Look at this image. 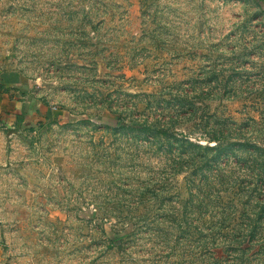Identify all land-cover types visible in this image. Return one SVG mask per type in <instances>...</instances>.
I'll return each mask as SVG.
<instances>
[{"label": "rangeland", "instance_id": "1", "mask_svg": "<svg viewBox=\"0 0 264 264\" xmlns=\"http://www.w3.org/2000/svg\"><path fill=\"white\" fill-rule=\"evenodd\" d=\"M0 144V264H264V0H0Z\"/></svg>", "mask_w": 264, "mask_h": 264}, {"label": "crops", "instance_id": "2", "mask_svg": "<svg viewBox=\"0 0 264 264\" xmlns=\"http://www.w3.org/2000/svg\"><path fill=\"white\" fill-rule=\"evenodd\" d=\"M17 75L18 74H12V76L15 78V80L16 81H14V80H12L11 82H18L17 81ZM8 83H9V81H8ZM9 84H11V83H9ZM4 145L3 144H0V164H2V162L5 160V154H4ZM0 236H1V231H0Z\"/></svg>", "mask_w": 264, "mask_h": 264}, {"label": "trees", "instance_id": "3", "mask_svg": "<svg viewBox=\"0 0 264 264\" xmlns=\"http://www.w3.org/2000/svg\"><path fill=\"white\" fill-rule=\"evenodd\" d=\"M18 120H20V122H23V118L21 117V116H19V119ZM119 125L117 126V127H119V126H122V127H125V126H127V124L126 123H118ZM129 126V125H128Z\"/></svg>", "mask_w": 264, "mask_h": 264}]
</instances>
